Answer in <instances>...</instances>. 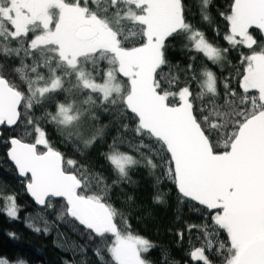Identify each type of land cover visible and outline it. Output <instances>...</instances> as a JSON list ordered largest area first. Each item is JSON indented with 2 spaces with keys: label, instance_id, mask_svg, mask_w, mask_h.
<instances>
[{
  "label": "snow or ice",
  "instance_id": "snow-or-ice-1",
  "mask_svg": "<svg viewBox=\"0 0 264 264\" xmlns=\"http://www.w3.org/2000/svg\"><path fill=\"white\" fill-rule=\"evenodd\" d=\"M213 5L0 0V126L19 130L4 141L6 156L23 192L55 213L53 221L38 213L43 227L26 213L25 227L47 236L63 223L85 241L65 249L54 240L70 253L61 264H85L76 256L89 249L90 264H181L168 248L148 259L158 245L133 230L113 199L138 185L132 173L140 168L153 204L175 202L176 222L184 206L199 217L175 232L177 247L187 233L191 261L264 264V0H223L216 14L227 47L199 26L213 25ZM178 39L183 65L168 55ZM94 149L107 173L94 166ZM0 202V212L20 220L15 192L0 188ZM0 264L27 262L0 256Z\"/></svg>",
  "mask_w": 264,
  "mask_h": 264
},
{
  "label": "trees",
  "instance_id": "trees-1",
  "mask_svg": "<svg viewBox=\"0 0 264 264\" xmlns=\"http://www.w3.org/2000/svg\"><path fill=\"white\" fill-rule=\"evenodd\" d=\"M223 0H214L212 7V16L214 23L212 26L207 24H199V26L206 32L207 38L210 41H217L221 46L227 47L222 36L225 30V23L216 14V9L220 7ZM200 17L196 16V21L199 22ZM220 29V38L216 37L213 32V28ZM253 35L259 39V33L255 29H251ZM182 41H175V50H170L168 55L169 59L173 62H179L182 65L188 62V53L180 51ZM247 51V49H239ZM238 50V51H239ZM232 62L235 63L238 59L237 51L230 53ZM200 59L198 57L197 64L199 65ZM49 139L55 143V146L64 152L68 157H75L71 144L65 145L61 143L60 137L56 134L52 127L46 129ZM0 139V188H2L5 194L15 192L17 194L18 205L23 206V209L19 212L20 220L13 221L6 217V214L0 212V256H6L10 259H16L17 257L24 259L27 264H61V261L67 258L70 253L65 250H61L54 245L55 240L63 248L67 249L74 243L83 245L85 243L78 235L74 234L69 227L60 223L57 226L50 225L52 227L51 234L45 236L43 233L37 235L33 231H30L25 227L23 223L26 213L32 214L34 222L43 227V220L38 213H43L49 221L55 219V213L51 211H45L43 209L36 208L30 198L22 190V185L19 178L15 174L14 168L9 163L6 150L8 145L4 143L12 135L19 134V130H13L7 126L1 128ZM96 168L104 165V170L107 173L108 165L97 156V151L94 149L90 157ZM132 179L138 182L136 187L124 185V191L119 189L113 192V199L116 202L117 207H122V210L128 214H131V224L133 230L150 239L158 247L151 251L148 255V259L158 261L160 259V252L163 248H168L171 251L170 259L180 261L181 264H195L190 260L189 256L184 253L187 248V233L185 234V243L182 247L176 246L177 236L175 232L177 229H184L185 222L188 223H200V219L197 215L189 213L188 207L184 206L181 213V220L176 222L175 214V202H170L168 205L153 204L152 195L153 188L151 187V179L148 178L146 171L142 168L132 173ZM167 185H165V188ZM128 195L134 196V202L131 205L124 204V198ZM59 200L57 199V205ZM2 207V202H0ZM171 230V232L169 231ZM14 232L16 238H11L8 233ZM193 236L196 235L194 232ZM199 246V245H196ZM95 258L92 256V251L89 249L87 253L83 255H77V261H84L85 264H90L91 260Z\"/></svg>",
  "mask_w": 264,
  "mask_h": 264
},
{
  "label": "water",
  "instance_id": "water-1",
  "mask_svg": "<svg viewBox=\"0 0 264 264\" xmlns=\"http://www.w3.org/2000/svg\"><path fill=\"white\" fill-rule=\"evenodd\" d=\"M3 126H0V139H1V136H2V133H1V128H2ZM7 151V150H6ZM8 159V158H7ZM9 161V160H8ZM9 163L11 164V162L9 161ZM12 165V164H11ZM12 167L14 168V165H12ZM28 196V195H27ZM29 198H30V200H31V197L30 196H28ZM32 201V200H31ZM32 203L34 204V202L32 201ZM34 206L36 207V208H38V206H36L35 204H34ZM40 209V208H39Z\"/></svg>",
  "mask_w": 264,
  "mask_h": 264
}]
</instances>
